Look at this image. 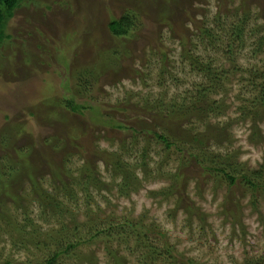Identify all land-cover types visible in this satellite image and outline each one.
Segmentation results:
<instances>
[{
  "label": "rangeland",
  "instance_id": "374dc122",
  "mask_svg": "<svg viewBox=\"0 0 264 264\" xmlns=\"http://www.w3.org/2000/svg\"><path fill=\"white\" fill-rule=\"evenodd\" d=\"M113 19H128L129 37L111 32ZM7 32L11 39L0 46V263L47 264L56 253L55 264L261 263L264 178L253 187L245 177L255 181L264 171V112L253 104L264 71V0H25ZM195 56L214 71L217 88L206 97L220 112L164 132L147 103L158 110L189 104L214 81L194 70ZM91 66H104L100 78L76 77ZM81 85L91 89L79 102L102 118L90 109L84 118L65 109L56 118L31 115L34 101L36 112L54 109L49 100ZM155 133L176 146L168 149ZM196 133L206 148L192 143ZM45 139L66 161L67 187L45 163ZM33 142L24 170L19 151ZM93 148L118 153L138 180L122 191V180L91 158L102 184L86 194L74 180ZM206 151L235 183L211 170L209 159L202 170ZM177 173L182 181L172 193ZM38 191L56 201L42 210Z\"/></svg>",
  "mask_w": 264,
  "mask_h": 264
},
{
  "label": "trees",
  "instance_id": "16d2710c",
  "mask_svg": "<svg viewBox=\"0 0 264 264\" xmlns=\"http://www.w3.org/2000/svg\"><path fill=\"white\" fill-rule=\"evenodd\" d=\"M24 1L25 0H0V46L2 45V42L5 41L6 39L7 40L11 39V35L8 34V32H7L9 23H11V21L14 17V14L22 6ZM131 28H132V25L128 21V19H121V20L113 19L109 24V29L111 30V32L115 36H118V37H125V38L129 37L130 32H131ZM235 30H236V33L238 36L242 32V27H238ZM203 33L205 35H208L209 37L212 36V33L209 30L205 29ZM189 60H191L192 65L195 68L194 70H196L197 72H200L202 74L208 73L209 78L212 77L214 79V75H212V73L214 71L208 69L207 66L204 64V62L201 61L199 57H197V56L192 57V58L190 57ZM98 65H100V64H98ZM91 67H86L84 72L80 76L76 75V77L81 78L82 82H89V81L85 80L86 75L88 77L89 76H97L98 78H100L101 75L103 74L102 71H103L104 66L102 68L96 67V66H93L92 68ZM258 78L261 79V83L259 85V87H260L259 96L260 97L255 98L253 100V104L256 107H259L258 112L263 113L264 112V71L259 72ZM208 83L209 84L207 85V87H205V85H201L203 87L200 88V90H198L199 95L196 96L194 98V100L191 101L189 104H183V102L177 103V101H171L166 106L167 107L166 109L158 110L159 106L157 105V103H155V102L153 104L147 103L148 104L147 113H149V112L153 113L152 115H155L156 117L158 116V118L161 119V120L157 121L158 120V118H157L155 121V123H156L155 125H157V127L162 128L164 130V132H169L171 130L175 131L176 129H174L173 127H177V129L179 130L180 127L182 126V124L185 123L188 119L196 118V117L197 118L205 117V116H207V113L213 112L214 110H216V112L218 114L220 112V109L216 106V102L215 101L211 102V99H210V101H207V97H208L207 94L210 95V93L216 91L217 87L213 86L215 83V79L213 82H208ZM217 86L222 87V85L221 84L218 85V83H217ZM85 88L86 89L84 91H82V89H84V85L83 86L81 85V87L78 89L76 94L72 93V89H70L68 96H66L65 98L62 97L59 100H57L55 98L51 99V101L49 100L48 102H53L54 104L57 105V106L55 105L54 109L49 108L48 110H45V109H47V107H45L43 109L41 106V107H39V111L36 112L35 107L37 109V106H39V105L34 101L35 105H33L34 107H31L32 111L30 113L33 117H35L36 120H39L40 117L44 118L47 116H49V118H53V117L56 118L55 113H59L60 111L65 109V110H70L71 112H73L75 114L78 113L79 117L81 118V117L85 116L84 115L85 112L90 109L89 112L96 113L95 115L97 117L102 118V115L100 114V112L98 111L97 108H95V107L92 108L93 107L92 105H83L79 102L78 95L83 96V95H87L90 92L91 87H89V85L85 86ZM45 104L46 103L42 102L40 105L44 106ZM50 111H53V112H50ZM112 124L114 126V123H112ZM116 125H118V124H116ZM182 131L187 132L188 130H182ZM155 136L162 143H164L168 149H171L173 146H176L175 142H170V138H168L169 136H167V135L155 133ZM65 137L71 138V136L69 134H68V136L66 134ZM4 140H6V138H4ZM43 142H44V146L48 145L47 147H49L51 149L50 151L46 152V154H44L45 163H47L49 169L51 170V174H52L53 178L56 180V182L60 183L62 185H65L67 187V183L64 182L65 178L61 179L64 175L66 177L69 174V172H68L69 170L66 168V161L64 159H57L56 158L59 155V153H57L56 147H53V144L50 143V141L45 139ZM192 143L198 144L199 145L198 148H200V149L201 148L204 149L207 146V145H205L206 144L205 139L202 137V135L200 133H196V135L193 136V142ZM72 145H74L76 148H78L77 144H72ZM36 146H38L37 143L35 144V142H33V144H30L28 146L27 151H23V150L19 151V158H21V160L23 161L22 167L24 168V170L29 169V167H30L29 162H31L30 153H31V151H33L34 147L36 148ZM90 155H91V157H89ZM90 155L82 158L83 164L81 166V169L79 170V173H80L79 179L74 180L76 185L77 184L80 185L86 194H88V192L91 188L101 189L100 185L102 184L100 182V178H98L99 176H98V173L96 171L94 163L91 164V161H92L91 158H95V160L97 159V161L100 160L101 162H103L104 165L109 170L113 171V174L115 175L116 179L120 178L122 180L118 185L121 190L124 188L129 189L131 184L138 180L134 174H131V173L128 174L129 167H128L127 163L123 160V158L121 156H119L118 153L101 151V150H96L95 148H93ZM203 157H202L203 158L202 162H200L198 160L199 164L202 166L201 167L202 170H204V169L206 170L207 166H205L204 163L206 160L209 159L211 162L209 165L211 170H213L214 172H222L231 181V183L236 182V177L234 176V173H232V174L228 173L225 168H216V166H217L216 161L217 160L215 158L211 159L212 156L208 157L207 151L205 153V156H203ZM4 170L5 169H3V166H2L1 161H0V181L2 180L1 178L4 174L3 173ZM182 176L183 175L181 173L174 174L173 185L169 188L170 192L175 193L177 190L180 189L179 187H180V184L182 181ZM253 177H254L255 181H251L250 178H248V177H245V178L247 179V181L250 185L255 187L254 182H256V181L258 182L260 179L264 178V171H261L259 173H254ZM258 185L259 184H257V186ZM2 189L3 190L6 189L5 184L2 186ZM124 190H122V191H124ZM128 192L130 193V190H128ZM65 193H67V192H65ZM127 193H126V195H127ZM38 194L40 196L38 202L40 203L42 210L47 207V204L51 203V200L56 201V197H55L56 195L51 196L45 191H41V192L38 191ZM66 196H69V195H66ZM55 205H56V207L62 206L59 201H57V204H55ZM26 226L35 227L32 224H30V225L26 224ZM146 230L148 232V230H150V229H146ZM120 232H124V231H120ZM150 232H155V233L162 235V236L164 235L160 231L151 230ZM125 233H127V232H125ZM51 236H52V234H50V237ZM76 246H79V242L76 244L70 243L66 247V251L69 253V251L74 250V248H76ZM57 257H59V254L56 253L55 256L48 259L47 264H55L56 260H58ZM0 264H22V263H14L11 261H6V262L0 263ZM189 264H193V263L189 260ZM260 264H264V259L261 260Z\"/></svg>",
  "mask_w": 264,
  "mask_h": 264
}]
</instances>
